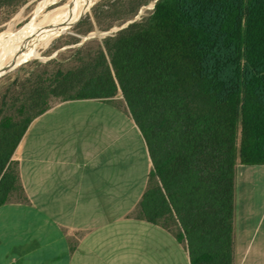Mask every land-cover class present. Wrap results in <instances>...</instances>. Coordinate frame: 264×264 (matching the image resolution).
<instances>
[{"label":"trees","instance_id":"16d2710c","mask_svg":"<svg viewBox=\"0 0 264 264\" xmlns=\"http://www.w3.org/2000/svg\"><path fill=\"white\" fill-rule=\"evenodd\" d=\"M154 1L140 21L4 88L0 102L13 107L21 98L27 110L39 111L0 158V173L51 99L121 94L146 142L152 174L161 182L164 173L193 177L169 191L191 264H232L235 166L264 165V0ZM209 177L214 188L204 191ZM146 198L147 190L140 218L160 225ZM205 236L214 239L215 252L196 255L193 242Z\"/></svg>","mask_w":264,"mask_h":264},{"label":"crops","instance_id":"0c3cea01","mask_svg":"<svg viewBox=\"0 0 264 264\" xmlns=\"http://www.w3.org/2000/svg\"><path fill=\"white\" fill-rule=\"evenodd\" d=\"M119 100H70L31 121L12 159L22 201L0 206V264H191L136 211L153 167ZM232 264H264V165L234 171Z\"/></svg>","mask_w":264,"mask_h":264},{"label":"rangeland","instance_id":"374dc122","mask_svg":"<svg viewBox=\"0 0 264 264\" xmlns=\"http://www.w3.org/2000/svg\"><path fill=\"white\" fill-rule=\"evenodd\" d=\"M24 1L0 0V44L7 41L8 34H16L22 29H25V27H28L32 31V36L40 34L46 28H54V25L59 22L58 19L50 23V26L44 25L45 22L52 19L68 5L70 0H29V2L21 6ZM153 2L154 0H91L89 6H87L76 24L64 33L55 35L49 43L41 44L32 50L22 48L11 51L10 55L2 63L3 66L0 65L2 68L0 69V99L7 85L16 79L22 81L28 78L29 74L38 68V65H44L51 60L66 62L74 56L76 51L80 50L87 43L102 41L104 38L117 33L104 34L111 29H117L133 19H136L133 23L138 22L143 17L148 16V13L152 9L149 6ZM108 5H112L113 8L107 12ZM27 37L28 34L21 35L17 39L23 41ZM5 55V52H0V60ZM115 98L119 99L114 101L116 104H124V99L121 94H118ZM60 101L61 99H51L49 104L54 105ZM6 103L8 102H0L1 159L7 157L13 146V142L22 133L28 119L35 112L39 111V109L27 110L21 98H19L13 107H9ZM126 110L128 111L127 107ZM12 155L0 173V202L5 204L19 202L23 199L16 172V163L12 159ZM208 172L210 173V171ZM190 180H193L192 176H174L171 173H164V180L161 182L153 173L145 200V207L150 208L151 213L156 215V221L176 236L182 237V241L187 247L188 243L178 221V214L175 210L176 206L174 204L172 205L173 200L169 198V191H172L174 185V190H177V184L179 188L185 186V184L181 185V183L188 182L191 185ZM203 181H206L203 186L204 191H211L214 188L210 183V177L208 179L204 178ZM135 214L138 217H144L140 207H138ZM215 244L214 239L211 237L205 236L203 238H197L193 242V251L196 255L206 252L214 253Z\"/></svg>","mask_w":264,"mask_h":264},{"label":"bare ground","instance_id":"6f19581e","mask_svg":"<svg viewBox=\"0 0 264 264\" xmlns=\"http://www.w3.org/2000/svg\"><path fill=\"white\" fill-rule=\"evenodd\" d=\"M90 2L91 0H70L68 5H66L52 19L45 22L44 25L50 26V23H52L55 19L59 20L58 24H55L54 28L51 29L46 28L43 32H41L36 36L31 35L32 31L28 27L27 28L25 27V29H22L20 32H17L16 34H10V35L8 34L7 41L0 44V52L6 53L5 57H3L2 60H0V65H2L4 60H6L8 55H10L11 51L22 48H28V50H32L33 48H36L41 44L49 43L55 37V35L64 33L67 29L71 28L74 24H76L78 19L86 10L87 6H89ZM152 5L149 7L151 8ZM27 34L28 37L25 40L19 41L17 39V37ZM0 69H2L1 66Z\"/></svg>","mask_w":264,"mask_h":264},{"label":"water","instance_id":"95a60500","mask_svg":"<svg viewBox=\"0 0 264 264\" xmlns=\"http://www.w3.org/2000/svg\"><path fill=\"white\" fill-rule=\"evenodd\" d=\"M155 2H156V1H154V2H153V5H152V7H151V8H153V6H154ZM135 20H136V19H133L132 21H130V22H127V23H126V24H124L123 26H121V27H119V28H117V29H111L109 32H107V33H104V34H105V35H108V34H110V33H112V32H118V31H121L122 29H124V28L128 27V26H129L131 23H133Z\"/></svg>","mask_w":264,"mask_h":264}]
</instances>
